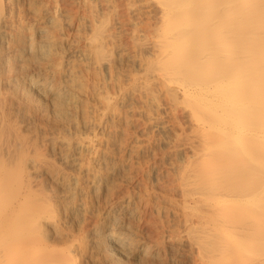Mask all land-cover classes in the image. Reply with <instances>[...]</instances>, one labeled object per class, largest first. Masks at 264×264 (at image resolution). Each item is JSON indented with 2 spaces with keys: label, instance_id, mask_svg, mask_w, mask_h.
I'll return each instance as SVG.
<instances>
[{
  "label": "bare ground",
  "instance_id": "bare-ground-1",
  "mask_svg": "<svg viewBox=\"0 0 264 264\" xmlns=\"http://www.w3.org/2000/svg\"><path fill=\"white\" fill-rule=\"evenodd\" d=\"M138 1L0 0V264H264V0Z\"/></svg>",
  "mask_w": 264,
  "mask_h": 264
},
{
  "label": "rangeland",
  "instance_id": "rangeland-1",
  "mask_svg": "<svg viewBox=\"0 0 264 264\" xmlns=\"http://www.w3.org/2000/svg\"><path fill=\"white\" fill-rule=\"evenodd\" d=\"M107 1L109 2V0H107ZM110 1H111V2H109V3L114 7V12L116 13V15H117V13H118V17L116 16V17L118 18V20L120 19V20H119L120 22L118 21V23H119V24H120V23L122 24V25H119V27L122 26V27L120 28V33L123 32V31L121 32V29H122V30L127 29V28H125V27H127V26L124 27V25H128V27L130 28V25H133L132 22H133V23L135 22V23H137V24L140 25V27H139V25L136 26L138 29L142 28L141 26L144 25V24H143V21H142V20H143V18H142L143 15H142V16H140V15H141V13H143V11H142V10L133 11V12L136 14V16H137V17H136L135 14H134V17H136V19L139 18V17H141V18H140V20L137 19L138 21H137V20H136V21H132L133 19H131V15H133V12H132V13H131V12L127 13L128 10L126 9V4H128V3L131 2V3H133V4L136 6V5H138V3H139L138 0H135L136 2H135L134 0H110ZM128 1H130V2H128ZM137 1H138V2H137ZM134 2H135V3H134ZM113 4H114V5H113ZM138 11H139L140 14L138 13ZM136 12L138 13V15H137ZM126 13H127V15H126ZM138 16H139V17H138ZM132 17H133V16H132ZM126 18H127V19H126ZM141 19H142V20H141ZM134 20H135V19H134ZM139 21L142 22V23H140ZM130 22H131V23H130ZM141 24H142V25H141ZM123 28H124V29H123ZM124 32L126 33L125 30H124ZM125 33H123L122 35L120 34V35L123 37V38L120 37V38H122V39H121L122 42H124V40L127 41V37L125 36ZM126 41L124 42L125 44H126ZM150 109L152 110L151 113H152L153 117H155L156 114H157V113L155 112V109H154V108H150ZM150 109L148 110L149 114H151V113H150V111H151ZM153 111H154V113H153ZM152 115H151V116H152ZM167 134H168V133H165V134H164V135L167 136V138H171V139H172V138L174 137V136L172 137L171 135H167ZM169 134H171V133H169ZM158 136H159L158 134H156V136L153 135V138H157ZM160 136H162V134H160ZM169 136H171V137H169ZM149 137L152 138V135L149 136ZM157 148H158V146L156 147V149H157ZM163 150H164V147H161V146H160V147H159V151H163Z\"/></svg>",
  "mask_w": 264,
  "mask_h": 264
}]
</instances>
